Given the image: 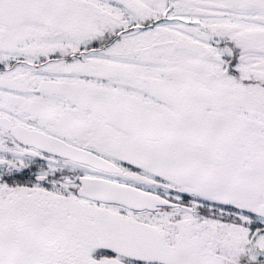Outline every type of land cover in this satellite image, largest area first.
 <instances>
[{"label": "snow or ice", "instance_id": "6c2138e0", "mask_svg": "<svg viewBox=\"0 0 264 264\" xmlns=\"http://www.w3.org/2000/svg\"><path fill=\"white\" fill-rule=\"evenodd\" d=\"M0 264H264V0H0Z\"/></svg>", "mask_w": 264, "mask_h": 264}]
</instances>
